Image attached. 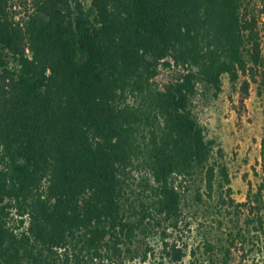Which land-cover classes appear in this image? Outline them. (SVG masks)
<instances>
[{"label":"trees","instance_id":"16d2710c","mask_svg":"<svg viewBox=\"0 0 264 264\" xmlns=\"http://www.w3.org/2000/svg\"><path fill=\"white\" fill-rule=\"evenodd\" d=\"M262 33L264 0H0V264H178L188 193L234 222L212 264L263 245L193 112L264 77Z\"/></svg>","mask_w":264,"mask_h":264},{"label":"rangeland","instance_id":"374dc122","mask_svg":"<svg viewBox=\"0 0 264 264\" xmlns=\"http://www.w3.org/2000/svg\"><path fill=\"white\" fill-rule=\"evenodd\" d=\"M261 42L264 53V33ZM241 84L242 77L231 85L224 75L222 90L217 96L201 88L193 101V112L206 128L208 136L216 142L215 149L219 151L215 158L228 168L233 197L237 202L246 200L248 182L253 191L264 182L260 152L264 137V77L250 82L244 99ZM204 208L196 204L193 194L188 193L182 205L179 228L170 227L166 231L167 241H174L185 248L186 256L178 264H212L210 256L221 258L223 252L218 249L222 244L228 245L227 233L234 229V222L221 216L216 209L208 212ZM222 213L225 215V211ZM159 238L158 234L150 239L156 252L160 248ZM206 239L215 245L211 254L204 251ZM253 240L255 238L249 234L245 244L237 242L231 247L229 264H264V244L254 246Z\"/></svg>","mask_w":264,"mask_h":264}]
</instances>
